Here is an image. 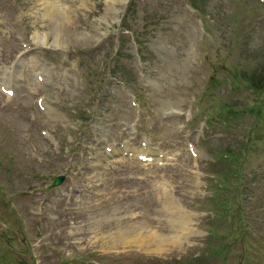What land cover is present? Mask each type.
<instances>
[{"label":"rangeland","instance_id":"374dc122","mask_svg":"<svg viewBox=\"0 0 264 264\" xmlns=\"http://www.w3.org/2000/svg\"><path fill=\"white\" fill-rule=\"evenodd\" d=\"M260 135L264 0H0V264H264ZM168 195L187 238L110 241Z\"/></svg>","mask_w":264,"mask_h":264},{"label":"bare ground","instance_id":"6f19581e","mask_svg":"<svg viewBox=\"0 0 264 264\" xmlns=\"http://www.w3.org/2000/svg\"><path fill=\"white\" fill-rule=\"evenodd\" d=\"M48 1V0H47ZM53 1V0H52ZM59 2V0H56ZM61 3V2H60ZM42 5V3H41ZM61 5V4H60ZM55 7V6H54ZM57 9V8H56ZM64 9V8H63ZM62 9V10H63ZM60 11V10H58ZM46 12L48 13L47 14V17L51 16V19H55L56 18V13H55V10L54 9H50V8H47ZM58 13V12H57ZM42 16V15H41ZM56 20V19H55ZM67 20V19H66ZM47 21V20H46ZM70 21V20H69ZM47 26V25H46ZM52 31V30H51ZM49 32V31H48ZM47 32V33H48ZM21 59V58H20ZM19 59V60H20ZM21 61L17 62L18 65L21 66ZM90 176V175H89ZM92 177V176H91ZM155 181V180H154ZM153 181V182H154ZM159 182V180H158ZM151 184V182H150ZM188 184V183H187ZM190 185V184H189ZM163 186V185H162ZM148 187V186H147ZM167 187V185H166ZM148 189V188H147ZM153 189V187H152ZM164 189V188H163ZM140 190V189H139ZM158 190V189H157ZM152 191V190H151ZM154 191V190H153ZM161 191V189H160ZM156 194V193H155ZM157 194H159L157 192ZM164 194V193H163ZM162 194V196H163ZM152 195V194H151ZM150 195V196H151ZM153 196V195H152ZM148 197V195L146 196ZM145 197V198H146ZM154 197V196H153ZM164 197V196H163ZM151 198V197H150ZM155 199V198H154ZM159 199V198H158ZM163 199V198H162ZM161 199V200H162ZM157 200V199H156ZM103 201V200H102ZM108 201V200H107ZM160 201V200H159ZM104 202V201H103ZM106 202V201H105ZM145 202V201H144ZM147 202V201H146ZM152 202V201H151ZM150 202V203H151ZM87 203V202H86ZM158 203V202H157ZM164 204L168 210V221L169 223L171 224V229L167 232H163L161 227L159 228H152L151 227V222L148 221L149 224H147V222L145 221H140L139 222V226L140 228L144 229L145 232L144 234L143 233H139V231L137 229H135L133 231V228L132 226H129L130 228H132V230L130 229L129 231H127L126 229H124L123 227L119 230L120 232L118 233V235L115 237H112L113 235H110L111 236V239L110 241H113V242H131V241H134L136 243H139V246H142L145 248V250H148L150 251L151 249L153 250H159V251H162L163 250V242H167V240H165V238L167 237H171V242L172 244L174 245H177L181 240L187 238V233H185L184 231L183 232H180V233H177L176 230H185L186 229V225H188L190 223V216L187 214V212L183 211L179 206H176L175 204V200L172 198V196H167V198H165V201H164ZM175 204V205H174ZM97 205V203H96ZM100 206V204L98 205ZM160 206H161V203H160ZM90 207V206H89ZM93 208V207H92ZM91 208V209H92ZM100 208V207H99ZM163 208V207H162ZM89 210V209H88ZM96 210V209H95ZM118 210V209H117ZM116 210V211H117ZM163 210V209H162ZM164 213V212H163ZM130 214V213H129ZM95 215V214H94ZM98 215V214H97ZM151 215V214H149ZM100 216V215H99ZM96 217V215H95ZM102 217V216H101ZM152 217V216H151ZM154 218V217H153ZM103 219V218H102ZM101 219V220H102ZM150 219V217H149ZM157 219V218H156ZM109 220V219H108ZM119 220V219H118ZM99 221V220H98ZM103 221V220H102ZM116 221V219H115ZM101 222V221H100ZM109 222V221H108ZM114 222V221H113ZM125 222V221H124ZM167 222V221H166ZM94 223V222H93ZM116 223V222H115ZM152 223H154L152 221ZM60 224V223H59ZM111 224V223H109ZM108 224V225H109ZM117 224V223H116ZM125 224V223H124ZM161 224V223H160ZM107 225V226H108ZM118 226V225H117ZM121 226V225H120ZM128 226V225H127ZM110 227V225H109ZM128 227V228H129ZM156 227V226H155ZM114 228V227H112ZM134 228H136L134 226ZM180 228V229H179ZM84 229V228H82ZM118 229V228H117ZM109 230V229H108ZM181 231V230H180ZM84 233V232H83ZM82 233V234H83ZM106 235V234H105ZM97 237V236H96ZM169 242V240H168ZM151 247V249H150ZM153 247V248H152Z\"/></svg>","mask_w":264,"mask_h":264},{"label":"trees","instance_id":"16d2710c","mask_svg":"<svg viewBox=\"0 0 264 264\" xmlns=\"http://www.w3.org/2000/svg\"><path fill=\"white\" fill-rule=\"evenodd\" d=\"M257 113L261 117V115H262L261 109H258ZM227 118L229 119L230 117H227ZM260 140L261 141L264 140L263 135L256 137V139L255 138H253V139L249 138L247 141L243 142V147H241L238 152H236L233 148H228L224 152H217V156L219 158L226 159L227 161H233L236 159H238V161L239 160L240 161H242V160L248 161L250 159L249 158L250 155H255V153L258 152L259 146L261 145ZM233 172L239 173L240 170L237 169V167H229V169L225 168L222 171V174H221L222 178L219 179V184L221 185L220 188H222V190L227 189L228 187H233V186L235 187L236 184L231 183L232 179L234 180V177H236V175H235L236 173H234V177H233ZM240 176H241V174H240ZM229 183H231L232 186H230ZM220 201H222V206L225 208V210L229 208L230 202H228V200L225 201V196H223V198L220 199ZM240 211L241 210H239V212ZM17 254H18V259L25 261L24 257H22L18 252H17ZM242 259L244 260V258H242ZM27 264H31V262L27 261Z\"/></svg>","mask_w":264,"mask_h":264},{"label":"water","instance_id":"95a60500","mask_svg":"<svg viewBox=\"0 0 264 264\" xmlns=\"http://www.w3.org/2000/svg\"><path fill=\"white\" fill-rule=\"evenodd\" d=\"M63 177H58L55 180V184H59L62 181Z\"/></svg>","mask_w":264,"mask_h":264}]
</instances>
